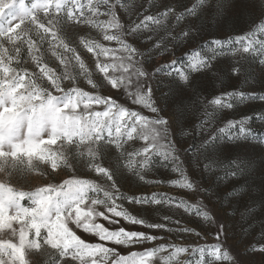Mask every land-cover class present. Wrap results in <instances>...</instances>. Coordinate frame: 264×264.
I'll list each match as a JSON object with an SVG mask.
<instances>
[{"label":"snow or ice","instance_id":"obj_1","mask_svg":"<svg viewBox=\"0 0 264 264\" xmlns=\"http://www.w3.org/2000/svg\"><path fill=\"white\" fill-rule=\"evenodd\" d=\"M120 10L130 13L127 23ZM254 13H259L256 20ZM227 19H247L249 30L196 43L205 39L209 21L219 29ZM72 25L88 31L69 36L65 28ZM128 38L145 44L148 56L171 59L149 69L145 53ZM225 49L239 57L228 70L233 77L247 78L241 60L249 56L264 65V0H185L180 5L170 0L147 7L131 0H0V264H32L33 257L43 264H264V219L257 230L255 201L239 217L233 207L248 194L234 178L255 175L264 215V164L255 169L240 155L252 142L264 145V133L252 127L257 121L264 127V110L226 118V110L239 105H264V94L209 91L219 71L217 56ZM220 114H225L222 123ZM190 135H198L199 143L181 147L182 138ZM182 152L192 154L202 174H214L216 191L212 183L190 179ZM157 164L178 177L167 181L171 187L203 195L209 205L218 199L220 207L166 193L121 192L120 181L128 177L165 184L147 179ZM77 168L103 183L76 175ZM65 170L73 174L57 182ZM30 176L41 183L28 190L12 183L14 177ZM221 182H226L223 189ZM256 184L253 180L249 191ZM125 200L194 215L211 227L214 243L191 248L154 244L163 237L99 222L123 220L167 232L174 223L176 232H194L168 215L164 223H148L126 211ZM77 230L97 242L83 239ZM107 244L154 246L121 255ZM188 253L192 258L181 261Z\"/></svg>","mask_w":264,"mask_h":264},{"label":"rangeland","instance_id":"obj_2","mask_svg":"<svg viewBox=\"0 0 264 264\" xmlns=\"http://www.w3.org/2000/svg\"><path fill=\"white\" fill-rule=\"evenodd\" d=\"M30 2V0H26V3ZM132 3H134L137 7L140 4H144L145 7L148 6L149 3H154L156 5H163L170 2V0H131ZM177 5L183 4L185 0H175ZM153 12L156 11L155 8L152 9ZM43 14L41 13V16ZM118 15L122 18V21L127 23L130 13L120 10L118 11ZM259 16V13H254L252 19L256 20ZM103 19V17H101ZM135 17L133 16V19ZM250 22L245 19L243 21H235L233 19H227L226 22L223 24L221 28H217L214 25H212L211 21L208 22V26L205 28L204 31V40L197 41V44H203L205 41H211L213 39H227L229 36H232L235 38L236 36L243 35L246 31L249 30ZM88 30L84 28V26H75L72 25L70 27L65 28V32L69 36H77L79 34H85ZM162 34V33H161ZM93 36H96V33L92 32ZM129 42L134 44L136 47L140 49L141 52L145 53V65L147 68H153L155 66H158L161 63H167L170 59V55H166L164 57H161L160 55H154V56H148V48L145 44H142L139 40H134L132 38H128ZM115 46V45H113ZM184 46L181 45V49H177L176 55L181 54V50ZM205 53L210 55V53H207L205 50ZM82 54L86 58V62L91 63L90 60L87 58L89 57V54L86 52H83ZM239 57H233L230 52L225 49V52L223 55H218L216 60V66L218 68L217 73V79L213 80V82L208 86L209 91H216L219 93L221 89L225 91H232V90H242V91H251L255 90L257 95L264 94V65H261L259 63V60H256L255 62H252V58L249 56L248 60H241V65L245 69L247 73V78H245V75H241L239 78L231 76L230 72L228 71L230 67H232L236 60ZM54 63V61H52ZM85 87H87L85 85ZM122 102L127 103L130 107H132L134 110L142 111L145 115H151L146 109H140L139 106L132 105L130 101H128L125 97H118ZM261 110H264V105H262L259 101L253 102L248 105H239L235 110H226V118L227 119H240L244 115H252L254 111L259 112ZM198 115V114H197ZM225 114H220L218 117L221 119L224 118ZM195 117H193V122H195ZM252 127L257 131V133H264V127L261 126L260 122H255L252 124ZM141 142L137 141V145H139ZM192 143H199V136H188L185 138H182V144L181 147H188L189 144ZM241 157L246 160H250L254 166L255 169H259L262 164H264V145L257 144L256 142H252L251 145L244 150H241L240 153ZM181 158L184 162V168L186 172L188 173L190 179H193L196 183H202L204 185H207L209 183L213 184L212 191H216V183H215V177L214 174H202V167H197L195 160L193 159V156L191 153H181ZM232 158H235V153L232 154ZM227 161L225 160V163ZM105 163H107V159L105 160ZM220 175H223V170L218 169ZM73 173L71 170H65V172L61 176H56L55 179L58 182L62 178H67V176L72 175ZM78 176H81L83 178L87 179H96L98 182L103 183V181H100L99 178L95 176L94 173H89L86 169L83 168H77V171L75 173ZM2 178V177H0ZM178 177L176 174L172 173L170 170L165 169L161 167L159 164L155 165L153 170L148 174L147 179H159L164 180L166 183L163 185H156V184H145L142 182H139L135 178H125L120 181V190L125 196H143L148 195L150 196L153 192L156 193H166L169 196H175L178 199H185L188 200L190 203L195 204L197 200L199 199L205 206L212 207V205H215L218 209L220 207V200L213 199L212 205H209L208 201L204 198L203 195H194L192 193H187L184 190L171 187L167 181L177 179ZM256 180L257 184L252 186L249 191V185H252V181ZM258 176H251L249 177L247 174L239 175L236 178H234V184L239 189L242 188L247 192L248 194L244 196L243 200L240 202L239 205L234 204V208H238L237 211V217H239V212L244 211L245 205H251L254 203V210L256 213V219L255 224L258 226L261 223V219H264V215L261 213V207H260V195H261V189L258 186ZM13 185L17 187H23L25 190H28L30 188H33L41 183L40 178L36 176H30L24 180H21L17 177H14L12 179ZM226 182L220 183V188L223 189ZM231 187V186H230ZM223 194V192H222ZM101 193V198H102ZM23 204L27 205L28 201H22ZM123 208L128 211L132 215L139 216L143 218L148 223L153 222H159L164 223L163 216L168 215L172 218V220H181L182 221V227H188L194 230L192 233H179L175 231V228L177 227L174 223H170V227L173 229L172 232H167L163 230H153L149 229L147 227H142L140 225H131L125 223L123 220H120L118 224H110L108 221H99L103 223L106 227L110 229H115L119 227H125L129 230H135V231H142L146 232L148 234H153L158 237H163V240H157L154 242V244H160V243H168V244H176L179 246L189 247L192 246H200V245H211L214 243L213 236L211 235V227L209 225L203 224L199 219H197L194 215H188L183 212V210H177L175 208H167L162 206H142L137 204L129 203L127 200L122 201ZM226 203V202H225ZM147 209V210H146ZM215 210V209H214ZM78 234L85 240H91L93 242L95 241V238L91 237L89 234L80 232L77 230ZM200 233V236L195 235V233ZM251 239V237H248ZM106 246L114 248L117 252H119L121 255H127L130 251H143L144 247H151L154 246L153 244L143 245V246H132L129 248H125L120 245L115 244H107ZM198 255V254H197ZM191 253L185 254L180 259L181 261L190 259ZM32 264H43V260H37L35 257L32 258ZM193 264H195V261H193Z\"/></svg>","mask_w":264,"mask_h":264}]
</instances>
